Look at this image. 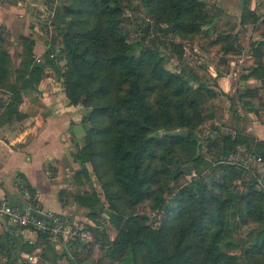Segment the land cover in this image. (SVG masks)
Returning <instances> with one entry per match:
<instances>
[{"label":"trees","instance_id":"obj_1","mask_svg":"<svg viewBox=\"0 0 264 264\" xmlns=\"http://www.w3.org/2000/svg\"><path fill=\"white\" fill-rule=\"evenodd\" d=\"M123 1L63 0L68 24L62 32L60 49L64 54L63 67L59 66L62 58L55 51L45 52L43 61L37 62L34 42L23 36L18 40L21 59L14 67L5 46L6 36L0 32V92L7 95V101L0 99V111H3L0 123L12 117L24 118L18 112L24 95L36 91L47 70L52 69L62 80L70 104H81L88 110L83 119L88 129L77 159L91 166L107 204H101L94 193L87 196L90 200L84 204L90 210L88 216L95 220L104 213L117 233L110 243V255L122 264H227L231 258L225 249L237 248L225 232L227 218L233 217L227 212L231 199H223L213 190H225L217 178L225 180L226 185L231 180V167L221 162L238 146L250 145V138L240 132L221 134L208 145V149H217L222 144L219 163L211 167L209 175L200 173L191 183L177 188L173 205L165 206V216L158 228L146 225L145 216L129 213L145 200H152L159 210L163 208L164 203L154 193L163 187L165 179L175 181L184 174L181 158L170 159L178 150L187 155L189 162L203 163L197 138L188 130L184 136L177 130L195 120L196 114L192 113L200 110L212 92L203 90L202 85L197 88L189 85L193 77L191 70L168 71L166 59L157 48H144L140 42L127 41L122 27ZM137 1L155 24H165L181 42L197 36L200 28L209 23L198 0ZM252 19L251 23H256L257 18ZM236 42L229 35H219L215 40L224 55L240 52ZM177 47L182 56V46ZM250 47L254 67L245 78L260 80L264 88V41L251 42ZM257 95L256 89H244L238 93V100L242 107H251V100ZM255 146L264 158L263 143L256 142ZM219 168L227 169L228 175L216 178ZM255 184L252 179L246 192L233 195V200L239 199L244 204L243 212L239 213L242 222L250 215L264 219V192L259 191L262 194L259 195ZM27 190L32 200L33 190L29 186ZM31 206L38 209L35 203ZM37 235L40 244L26 242L22 245L23 252L31 254L39 245V258L47 264H57L59 254L54 243L45 235ZM246 243L250 247L245 253L259 255L264 264V227L249 233L242 244ZM13 246L7 240L0 241L4 264H29L20 255L10 254Z\"/></svg>","mask_w":264,"mask_h":264},{"label":"crops","instance_id":"obj_2","mask_svg":"<svg viewBox=\"0 0 264 264\" xmlns=\"http://www.w3.org/2000/svg\"><path fill=\"white\" fill-rule=\"evenodd\" d=\"M198 1L203 4L209 23L200 28V33L193 41L180 43L182 50L188 47L186 53L183 51L184 57L170 58L169 62L179 64L180 67L186 63L192 66L198 63L192 57L188 59L193 50L198 52V58L204 56L199 63H204L214 72L211 76L217 79L222 92L219 93V99L228 97L234 100L237 103L235 111L246 116V126L241 134L250 138V145L247 148L238 146L229 156V161L244 168V173L250 174L256 181L255 187L257 181L264 186V158L259 156L255 146L256 142L264 145V88L260 80L245 78L249 69L254 67L250 44L258 39L264 40V0ZM55 2L56 0H0V32L6 36L5 45L9 53L10 47L20 51L18 40L21 36L34 42L33 54L38 62L43 61L45 52H56L57 44L52 42L53 36L63 31L66 21L57 16L58 3ZM253 16L257 18L256 23H251ZM219 35L236 38L239 54L223 55L215 44ZM210 59H214V63L211 64ZM238 60H242L241 69L244 73L235 78L231 63H238ZM231 82H234L233 86ZM244 89L258 91L257 97L251 100V107H242L238 100V92ZM0 99L7 101V95L0 92ZM225 111L229 109L225 108ZM18 112L24 118L17 120L12 117L8 122L0 123V200L21 208L35 203L38 208L35 210L43 214L65 215L101 229L100 217L106 218V215L101 213L92 220L88 216L90 210L84 204L90 200L86 197L93 193L103 204L100 187L95 181L91 166L77 159L88 129L87 122L83 121L86 114L84 106L70 104L62 80L52 69H48L36 91L24 95ZM235 131H232V135ZM253 155L259 156L260 161L253 158ZM27 186L33 190L32 200ZM110 228L112 227L106 221V231ZM6 240L14 245L10 252L13 257L20 255L25 260V256L33 255L37 260L36 264H47L38 256L41 246L38 245L31 254L22 250V245L26 242L31 245L40 244L37 233L14 226L6 227L0 220V241L6 243ZM78 245H55L59 254L57 264H64L67 255ZM84 261L80 256L78 263Z\"/></svg>","mask_w":264,"mask_h":264},{"label":"rangeland","instance_id":"obj_3","mask_svg":"<svg viewBox=\"0 0 264 264\" xmlns=\"http://www.w3.org/2000/svg\"><path fill=\"white\" fill-rule=\"evenodd\" d=\"M124 1L122 2L124 17L122 27H124L125 32L127 33V41L129 43L140 42L144 48L153 47L157 48L158 50H162V55L166 59L165 68L168 71L178 73L182 69L186 71L191 70L193 77H190L189 79L190 86L197 88L199 85H202L204 87L203 90L213 91L212 95H207V100L201 106V108H199L200 110H197L196 113L191 111L193 112V116L196 114L195 120H192L188 127L177 130L180 135L186 134L188 130L195 138H197L198 154L203 157V163L197 165L194 162H189L187 155L184 152L178 150L176 154L174 153V157H172V155V158L170 157V159L171 161H176L178 157L181 158V162H184L181 167V169L184 171V174L175 181L165 179L163 187L158 188L157 192L154 193V195L158 196L161 202L164 203V206H162L163 208L159 210L157 209L158 206H155L152 200H145L132 211H129V213L133 212V215L145 216L147 218L146 225L156 229L162 223V220L165 216V208L172 207L177 188L191 183L193 179L197 178L200 173L209 175L211 167L219 163L217 159L221 158L222 144H219L217 149H208V145L221 134H232L233 130L241 133V131L244 130L246 126V116H241L238 111H235V106L237 103L235 104L234 100H231L228 97H222L219 99V93L221 90L218 87L217 79L211 76V73L214 72L209 70L204 63H194L192 66L186 63L181 67L179 64L174 65L173 62L170 63V58L177 56H179V58L181 57V55H179L180 49H178L177 45L181 43L182 39H180L178 35L173 34V32L170 31L171 29L165 24H155V21L144 11L137 0ZM55 3H58L57 16L61 19H65L66 21V25L63 29V31H65V29L68 27L66 17H64L65 4L63 3V0H56ZM50 24L52 25V21H50ZM62 32L58 33L56 36L54 35L52 42H54V45L57 44V46H59H56L55 48L57 49L56 52H59L58 55L62 58L58 63L63 67L65 65V60L63 58L64 54H62L60 50L62 44ZM189 37L188 39H184L183 42L188 41L190 43V41H193L196 38V36H193V38L192 36ZM217 38L218 36L216 39ZM261 41L264 40L258 39L255 42ZM10 51L13 59V65L14 67H17L21 59L18 58L20 51L16 50V48L12 49L11 47ZM225 56L223 57L225 58ZM182 57L184 56L182 55ZM188 59H190V57H188ZM209 62L211 64L214 63V59H210ZM232 70H234L237 78L244 73L240 68H234ZM231 85L233 86L234 82H231ZM236 87L237 86H235V88ZM215 93L217 94L216 96ZM231 93H233V91ZM225 108L227 110L229 109V111H225ZM86 111L88 110L86 109ZM189 115L190 111L188 113V116ZM221 164L231 167L229 174L231 180H229V177H227L226 179H228L230 182L226 185L225 180L218 179L217 177H219V175H228L227 169L219 168L216 175L218 180L217 183L224 185L225 190L222 189V191H218L217 189H214L213 191L214 193L216 192V194L220 193L223 199H231L227 208V212H230L233 217H231V219L227 218L225 232L228 234L229 239L237 245V248L235 249H225L226 255L231 258L230 260L228 259L227 264H261L262 259L259 257V255H248L245 253V249L250 247L249 243H242L244 240L248 239L249 233L254 234L264 227V219L260 220L257 216L250 215L246 218L245 222H242L239 213L241 214L243 212L244 204L239 199L233 200L234 194L238 195L241 192H246L247 186L252 183V177L250 174L242 172L244 168L233 165L232 162L229 161V158L222 161ZM237 173L241 175L237 177ZM254 189L259 193V195H262V192L260 193L257 187H254ZM103 203L107 205L105 200ZM231 223L232 226H230ZM99 224L101 229L94 227L90 228L92 235L91 243L86 245H78L79 247L67 255V260L64 261V264H122L119 260L115 259V257L111 256L109 252L110 243L114 240L117 234L116 231L112 228H110L109 231H106V218L104 217H100ZM96 231L98 234L95 233ZM226 241L227 240H224L223 242L225 243ZM73 254L76 255V257ZM80 256L85 259L83 263H78ZM4 263L5 259H3L0 255V264Z\"/></svg>","mask_w":264,"mask_h":264},{"label":"built area","instance_id":"obj_4","mask_svg":"<svg viewBox=\"0 0 264 264\" xmlns=\"http://www.w3.org/2000/svg\"><path fill=\"white\" fill-rule=\"evenodd\" d=\"M159 51L162 54L163 51ZM183 51L186 53L188 48L184 47ZM197 53L196 50H193V53L188 56L192 57L199 63V60L204 59V56L202 55L201 58H198ZM50 57L53 58L54 54L50 55ZM241 63L242 60H238V63L232 62L231 65L234 66V68L241 69ZM233 76L236 77L234 70ZM253 158L260 161V157L257 155H253ZM232 164L236 165L234 162H232ZM256 187L260 192H264V186L261 185L260 181H257ZM32 210L33 208L31 205L21 208L19 206L8 204L5 200H0V220L4 219L16 228L28 229L35 233L45 235L51 239L54 245H58L59 247L70 244L86 245L91 243L92 235L90 228L93 226L89 223L54 213L45 214L46 219H43L33 215L31 212ZM25 260L29 264L37 263V260L33 255L25 256Z\"/></svg>","mask_w":264,"mask_h":264},{"label":"water","instance_id":"obj_5","mask_svg":"<svg viewBox=\"0 0 264 264\" xmlns=\"http://www.w3.org/2000/svg\"><path fill=\"white\" fill-rule=\"evenodd\" d=\"M184 135H185V134H183V136H184ZM31 212H32L33 215H35V216H37V217H39V218L46 219V215L43 214L42 212L38 211V210L33 209ZM1 223L4 224L6 227H10V226H12L11 223L5 221L4 219H1Z\"/></svg>","mask_w":264,"mask_h":264}]
</instances>
